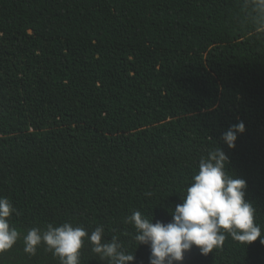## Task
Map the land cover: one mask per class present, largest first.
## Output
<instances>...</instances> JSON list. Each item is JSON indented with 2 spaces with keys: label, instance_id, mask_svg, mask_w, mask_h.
Returning a JSON list of instances; mask_svg holds the SVG:
<instances>
[{
  "label": "trees",
  "instance_id": "trees-1",
  "mask_svg": "<svg viewBox=\"0 0 264 264\" xmlns=\"http://www.w3.org/2000/svg\"><path fill=\"white\" fill-rule=\"evenodd\" d=\"M253 15L250 0H0V197L21 233L0 264H60L44 244L26 253L23 235L64 222L102 225L129 264H150L126 218L171 222L215 147L247 181L264 234V21ZM239 121L229 148L222 134ZM91 249L85 239L80 264H108ZM182 264H264V244L227 235Z\"/></svg>",
  "mask_w": 264,
  "mask_h": 264
},
{
  "label": "clouds",
  "instance_id": "clouds-1",
  "mask_svg": "<svg viewBox=\"0 0 264 264\" xmlns=\"http://www.w3.org/2000/svg\"><path fill=\"white\" fill-rule=\"evenodd\" d=\"M254 19L264 21V0H250ZM258 31L260 29H257ZM246 131L243 121L230 126L222 134L224 143L235 148L238 136ZM230 160L225 151L215 147L199 161V170L186 189L182 203L171 212V222L149 220L139 211H133L125 220L134 226L135 240L150 247V264H177L193 246L207 256L213 249L222 248L227 235L241 243L251 244L257 239L264 244L261 227L255 223V208L246 199L247 181L229 174ZM148 195H151L150 193ZM18 214L10 199L0 197V253L11 249L21 233L10 227L12 214ZM104 227H96L91 234L83 227L64 222L59 227L51 223L47 230L29 229L23 235L24 251L35 255L44 244L59 258L60 264H80L81 249L85 239L92 244V252L108 264H129L135 254L125 252L119 237L104 240Z\"/></svg>",
  "mask_w": 264,
  "mask_h": 264
}]
</instances>
